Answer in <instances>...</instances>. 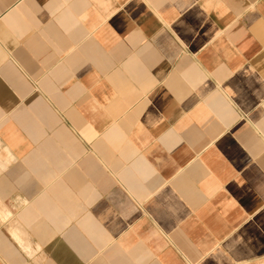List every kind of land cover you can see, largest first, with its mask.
Returning a JSON list of instances; mask_svg holds the SVG:
<instances>
[{"label": "crops", "instance_id": "0c3cea01", "mask_svg": "<svg viewBox=\"0 0 264 264\" xmlns=\"http://www.w3.org/2000/svg\"><path fill=\"white\" fill-rule=\"evenodd\" d=\"M262 261L264 0H0V264Z\"/></svg>", "mask_w": 264, "mask_h": 264}, {"label": "rangeland", "instance_id": "374dc122", "mask_svg": "<svg viewBox=\"0 0 264 264\" xmlns=\"http://www.w3.org/2000/svg\"><path fill=\"white\" fill-rule=\"evenodd\" d=\"M47 256H48L47 252L45 251V249H43V258L40 259L39 262H46Z\"/></svg>", "mask_w": 264, "mask_h": 264}, {"label": "bare ground", "instance_id": "6f19581e", "mask_svg": "<svg viewBox=\"0 0 264 264\" xmlns=\"http://www.w3.org/2000/svg\"><path fill=\"white\" fill-rule=\"evenodd\" d=\"M242 264V263H241ZM256 264H264V261H262V262H259V263H256Z\"/></svg>", "mask_w": 264, "mask_h": 264}]
</instances>
